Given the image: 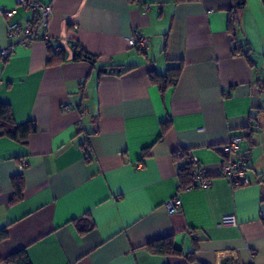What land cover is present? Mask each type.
Wrapping results in <instances>:
<instances>
[{"label": "crops", "instance_id": "crops-1", "mask_svg": "<svg viewBox=\"0 0 264 264\" xmlns=\"http://www.w3.org/2000/svg\"><path fill=\"white\" fill-rule=\"evenodd\" d=\"M39 2L52 6L49 43L39 29L20 44L7 24L34 13L0 0L11 11L0 12V50L12 47L0 54V102L16 124L35 126L0 136V256L24 249L31 264H264V152L254 158L264 130V71L255 58L264 53L261 0L239 12L253 66L232 54L231 0H141L146 11L133 0ZM135 30L148 38L143 50L128 45ZM49 44L61 62H48ZM80 49L94 63L76 60ZM179 64L176 85L162 95L148 73ZM111 65L134 68L116 75ZM236 134L248 182L239 187L219 174V148ZM179 150L207 173V187L178 189ZM19 175L22 197L10 203ZM174 196L181 205L168 211ZM226 215L236 223L222 224ZM85 217L93 227L80 232L75 221ZM166 236L195 261L145 246Z\"/></svg>", "mask_w": 264, "mask_h": 264}, {"label": "trees", "instance_id": "trees-1", "mask_svg": "<svg viewBox=\"0 0 264 264\" xmlns=\"http://www.w3.org/2000/svg\"><path fill=\"white\" fill-rule=\"evenodd\" d=\"M262 5H264V0H261ZM231 7L227 11V31L232 35L233 45H232V54H242L247 59L248 63L253 66L254 60L252 57V49L249 47L248 43H243L240 39V34L238 31L239 28V12L245 6L246 0H231ZM49 59L50 63H59L63 60L61 51H54L52 46H48ZM76 60H87L91 63H94L96 58L93 55L88 54L82 49L78 50L75 55ZM262 62H264V55H262ZM134 68V66H128L123 68L120 65L114 66L111 65L108 69L110 72L119 75L127 70ZM182 66L179 64L176 67H170L166 70L164 74H159L155 71L148 73L149 81L152 85H155L159 92L164 95L167 89L176 85L179 76L181 74ZM264 84V82H262ZM169 122V121H168ZM162 123L161 125V134L163 136L164 132L168 128L169 124ZM35 129L33 123H28L25 125H18L13 119L11 108L8 104L0 102V136H6L11 139H16L20 134H26ZM251 132V131H250ZM246 135L247 139L250 140L251 133ZM173 157L176 162H178L179 167L177 171V180H178V189L182 190L188 187L192 178V165L189 161V155L185 150H179L178 152L173 153ZM245 165L243 159H238ZM246 167V165H245ZM11 183L13 186V195L10 199V203H14L21 199L22 190H23V179L22 176H15L11 178ZM264 201V200H262ZM261 221L264 223V210H262ZM84 224L81 225V219L75 221L77 229L80 232H86L92 229L93 222L89 217H85ZM7 237V228H0V240H4ZM151 252L161 255H176L182 256L187 263H193L195 261L194 254L183 253L181 249L175 247L173 239L171 236H166L148 242L145 245ZM0 264H31L27 253L24 249L17 250L15 252L9 253L6 256H0ZM202 264V263H199Z\"/></svg>", "mask_w": 264, "mask_h": 264}, {"label": "built area", "instance_id": "built-area-1", "mask_svg": "<svg viewBox=\"0 0 264 264\" xmlns=\"http://www.w3.org/2000/svg\"><path fill=\"white\" fill-rule=\"evenodd\" d=\"M137 4H141L143 10L149 9V4H142L141 0H133ZM17 3L22 5L26 10H30L34 13L33 18L26 20L24 23L9 22L7 24V31L11 38L16 43L25 44L27 41L37 37L39 29H44V38L49 43L48 36L46 34L52 6L50 4H43L39 0H17ZM3 14L8 18L11 14L10 10L4 9ZM148 43V38L139 31H134L128 38V45L138 50H143ZM12 51V47L8 46L0 50L1 55H8ZM67 106H63L66 109ZM243 135L236 134L230 136L228 140L219 148L222 156L221 166L219 174L228 178L233 187H239L246 185L247 179L244 176L246 167L236 158V154L240 143L243 141ZM189 161L192 165V178L187 188H205L210 184V179L207 173L200 167L197 160L192 156H189ZM24 164L20 165L23 168ZM181 205V201L177 196L169 199L165 206L168 211H173ZM222 224H235L236 219L233 215L223 216L221 219Z\"/></svg>", "mask_w": 264, "mask_h": 264}, {"label": "rangeland", "instance_id": "rangeland-1", "mask_svg": "<svg viewBox=\"0 0 264 264\" xmlns=\"http://www.w3.org/2000/svg\"><path fill=\"white\" fill-rule=\"evenodd\" d=\"M240 39L242 40L243 43L247 42L241 35H240ZM262 55H264V53H261V55L258 53V55H255V58L258 59L257 66L259 67V69H262L261 71H264V62H262ZM262 129H264V127H262L261 130ZM259 133L260 134L257 137H255V139L259 138L260 143L256 145V149L254 151V158L261 157L262 152H264V130H262V132Z\"/></svg>", "mask_w": 264, "mask_h": 264}]
</instances>
